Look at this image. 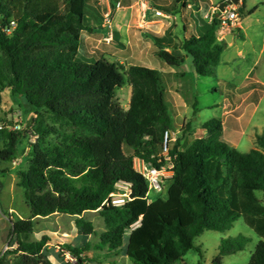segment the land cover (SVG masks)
<instances>
[{"label":"trees","instance_id":"1","mask_svg":"<svg viewBox=\"0 0 264 264\" xmlns=\"http://www.w3.org/2000/svg\"><path fill=\"white\" fill-rule=\"evenodd\" d=\"M189 1L194 2L176 0L166 13L192 9ZM245 1L241 17L257 10L246 12ZM89 5L90 0H0V105L2 95L11 92L35 108L33 125L24 131L33 141L19 183L30 215L12 222L13 249L0 256V264H54L46 246L61 242L54 234L31 240L34 219L71 216L77 230L91 233L85 214L95 211L111 223L122 220L103 235L98 249L107 246L114 256L123 251L135 264L182 261L191 250L201 252L197 237L206 231L224 233L239 219L261 239L249 264H264V201L258 195L264 194V135L256 136V148L243 153L223 140L221 120L203 123L206 136L186 150L179 149V139L175 142L173 177L162 193L148 196L134 159L157 168L165 164L163 139L172 117L161 73L134 65L126 70L106 56L81 61L82 33L93 31L87 26ZM218 34L214 17L204 33L184 40L185 56L171 53L160 40L156 56L170 67H180L190 56L196 73L211 77L227 45ZM126 84L132 88L127 109L117 100ZM21 139L19 131L0 130V162L15 159ZM120 182L130 186L132 200L102 207ZM249 242L242 235L223 239L217 261L243 251ZM65 248L79 264L85 262L87 247Z\"/></svg>","mask_w":264,"mask_h":264},{"label":"rangeland","instance_id":"2","mask_svg":"<svg viewBox=\"0 0 264 264\" xmlns=\"http://www.w3.org/2000/svg\"><path fill=\"white\" fill-rule=\"evenodd\" d=\"M120 1L122 5H126L127 0ZM175 1L158 0L153 4L163 14L169 15L165 7L174 5ZM90 2L98 5V0ZM130 3L134 5L132 9L125 13L120 11L122 15L118 20L112 44L105 43L100 30L96 35H90L91 31L84 32L85 39L90 37L95 53L90 54L93 57L90 60L86 59L84 53L79 59L92 63L106 56L110 61L121 64L126 70L134 65L159 71L172 117L170 131L173 133V139L180 140V150H186L194 139L206 136L201 125L212 119L223 122L225 139L237 144L236 149L239 151L247 153L256 148V136L264 135V0H248L247 4L251 10L256 7L259 10L255 15L251 17L246 15L240 20L245 40L241 38L244 37L241 31L231 29L234 31L235 40L231 43L226 42L228 48L221 57V64L211 77L199 76L190 56L180 67H170L156 56V51L159 50L156 43L159 40L165 47H169L173 54L183 56L181 47L184 40L190 36V32L203 33L209 25V19L205 16L210 13L212 16L211 2H202L203 10L200 12L188 9L182 14H170L169 17H150L148 20L154 24L144 26L140 21L137 0H130ZM217 3L219 0H214L215 6ZM190 23H194L193 26H189ZM184 27L188 29L187 34ZM256 82L259 84L253 87ZM131 93L132 88L129 84L117 91V100L126 109L130 105ZM2 99L0 127L7 129L13 127L16 122L21 124L22 130L19 132L22 139L16 147L15 159L12 162H0V172L6 171L4 174L0 173V256L13 249L10 247L12 222L17 218L26 219L30 215L24 190L19 183L33 141L24 131L35 113V108L23 96L5 92ZM229 112L232 114L228 116ZM174 145L175 142H172L171 148ZM258 195L264 201V194ZM34 221L31 240L36 241L43 235L54 234L61 242L60 244L52 242L46 246L54 264H79L77 260L72 263L66 259L64 251L66 252L67 244L87 247L82 256L85 262L81 264H135L123 251L119 256H114L107 246L103 250L98 249L103 235L122 225L120 218L114 219L111 223V220L108 221L99 211L86 213L85 221L91 224V233L77 230L75 218L71 216L56 214L48 218H36ZM138 225L139 223L135 224L132 229ZM240 235L250 239L245 249L217 261L222 240ZM128 236V233L124 235V247L128 244ZM260 240L256 232L243 219H239L224 233L204 232L195 240L201 252L191 250L182 261L175 264H249Z\"/></svg>","mask_w":264,"mask_h":264},{"label":"built area","instance_id":"3","mask_svg":"<svg viewBox=\"0 0 264 264\" xmlns=\"http://www.w3.org/2000/svg\"><path fill=\"white\" fill-rule=\"evenodd\" d=\"M99 5H106V12L103 13V28L106 30L104 41L107 45H110L115 40V23L113 17V11H119L123 7L120 2L115 0H98ZM146 1H142L140 6L144 13L151 9L147 5ZM192 8V6H189ZM219 14L218 17L216 15ZM156 17H166L161 11H155ZM211 13L206 16V19H209V22L212 23L214 17L219 19V35L220 41L225 40L226 32L229 29L237 28L238 23L240 22V16L238 10L234 6L226 8L225 12H220L218 7H216ZM3 127H0L2 130ZM10 131H21V124L17 123L13 127L8 128ZM173 133L168 130L164 134V141L162 147V155L164 157L165 164L160 168L150 166L144 160L135 158L134 167L138 173H140L146 180L148 186V196L152 194L162 193L164 190V185L173 177V159L170 155L171 146L170 144L176 142V139H173ZM132 200L130 186L124 183L116 184V191L111 193L107 199L102 204V207L112 206V207H122ZM66 259L72 263L76 262V258L73 257L70 253H64Z\"/></svg>","mask_w":264,"mask_h":264},{"label":"crops","instance_id":"4","mask_svg":"<svg viewBox=\"0 0 264 264\" xmlns=\"http://www.w3.org/2000/svg\"><path fill=\"white\" fill-rule=\"evenodd\" d=\"M115 1H117V2H120L121 3V1L120 0H115ZM142 1H146V3H148L147 5L149 6V7H151V9L150 10H148L146 13H144L143 12V10L141 9V6H140V4H141V2ZM194 2H191V1H189L188 2V7L189 6H192V9L193 10H195V11H198V12H200V11H202L203 10V6H202V2H206V1H209V2H211L212 3V6H211V9H212V11L216 8V7H219V3H221L223 0H219V3H217L216 4V6L214 5V0H193ZM226 1V0H225ZM224 1V2H225ZM158 2V0H137V6H138V11H139V17H140V21H141V24H142V26H144V25H149V24H154L153 22H150L149 20H148V18H150V17H156L155 16V11L156 10H158V11H161V10H159V9H157L156 7H155V5L153 4V3H157ZM243 2H244V0H239V4L238 5H233L237 10H238V14H239V16H240V12H239V7H241V5L243 4ZM223 3V2H222ZM221 3V4H222ZM248 0H246L245 1V6H246V12H248V11H250L251 9L248 7ZM99 5V4H98ZM98 5L96 4V3H91L90 2V5H89V8H88V10H87V13H86V17H87V26L89 27V28H92L93 29V31H91L92 32V34H90V35H96V34H98V32H99V30H100V33H103V36L105 37V34H106V30L103 28V13L104 12H106V10H107V8H106V5H101L102 7H98ZM121 5H122V3H121ZM264 5V4H263ZM133 4H131L130 3V0H127V2H126V5H122V9L121 10H119V11H113V17H114V23H115V26H114V28H115V33H116V30H117V23H118V20H119V18L121 17V13H120V11H122V13H125L127 10H129V9H132L133 8ZM125 10V11H124ZM259 10V8L257 7V10H256V12L254 13V14H252V15H250L249 17H251V16H253V15H255L256 13H257V11ZM120 13V14H119ZM163 13V12H162ZM166 17H169V15H166V14H164ZM207 15H209V14H207ZM206 15V16H207ZM206 16H205V18H206ZM157 18H160V17H157ZM241 19H243V17H241L240 16V20ZM195 23V22H194ZM194 23H190V25L189 26H193V24ZM208 23L209 24H211L209 21H208ZM237 28H240L241 29V32H242V34H243V36H244V39L243 40H245V33H244V31H243V25H242V22H239L238 23V26H237ZM237 28H232L233 30H236ZM184 29H185V31H186V34H187V32H188V29H186L185 27H184ZM104 30V31H103ZM84 32H88V31H84ZM84 32L82 33V36H81V47H80V56H83V53H84V55L86 56V59H92L93 57H91V55L90 54H94L95 53V51H93V47H92V42L90 41V37H87V39H85V35H84ZM204 33V32H203ZM191 34H194V35H201L202 33H195L194 31L192 32H190V35ZM229 34H231V35H233L232 36V42H234V40H235V34L233 33V31H231V29H229L228 30V32H226V35H225V37L226 36H228ZM190 37V36H189ZM218 39L220 40V35L218 34ZM228 43V42H227ZM228 47H226V49H227ZM167 50H171L169 47H168V49ZM171 52V51H170ZM174 52H177V51H174ZM181 52H183V51H181ZM172 53V52H171ZM184 53V52H183ZM183 56H185V53H184V55ZM109 59V58H108ZM256 84H259L258 82H256ZM230 114H232V112H229V113H227V115L229 116ZM223 140L224 141H226L229 145H231L232 147H235L236 148V146H237V144H235V143H231V142H228L226 139H225V137H224V135H223ZM72 237V236H71ZM65 240V239H64Z\"/></svg>","mask_w":264,"mask_h":264},{"label":"water","instance_id":"5","mask_svg":"<svg viewBox=\"0 0 264 264\" xmlns=\"http://www.w3.org/2000/svg\"><path fill=\"white\" fill-rule=\"evenodd\" d=\"M239 4V0H227L225 2H223L222 4L219 5L218 9L220 12H225L226 8L230 7V6H233V5H238ZM219 14L216 15V17H218ZM232 36L231 34H229L228 36L225 37V41L228 42V43H231L232 42ZM33 122H34V117H32L26 128H30L32 125H33Z\"/></svg>","mask_w":264,"mask_h":264}]
</instances>
